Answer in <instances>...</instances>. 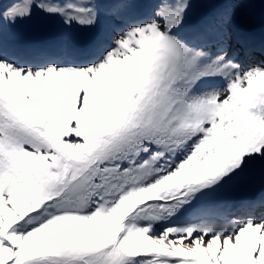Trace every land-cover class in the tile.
I'll list each match as a JSON object with an SVG mask.
<instances>
[{"label": "snow or ice", "instance_id": "6c2138e0", "mask_svg": "<svg viewBox=\"0 0 264 264\" xmlns=\"http://www.w3.org/2000/svg\"><path fill=\"white\" fill-rule=\"evenodd\" d=\"M207 3L0 0V264H264V0Z\"/></svg>", "mask_w": 264, "mask_h": 264}, {"label": "rangeland", "instance_id": "374dc122", "mask_svg": "<svg viewBox=\"0 0 264 264\" xmlns=\"http://www.w3.org/2000/svg\"><path fill=\"white\" fill-rule=\"evenodd\" d=\"M194 7L191 12V19L195 22L204 15L210 13L212 8L208 6L207 0H193ZM237 27L248 33L255 30L258 36H264V8L255 7L240 9L235 17ZM16 32L27 39H56L59 35L56 22L46 20L39 16H34L31 20H26L17 25ZM252 35V34H251ZM87 38L86 33L75 32L70 40L74 44H80ZM264 195V183L256 181L242 188L230 189L220 194L219 199L228 203H236L247 198H256Z\"/></svg>", "mask_w": 264, "mask_h": 264}]
</instances>
